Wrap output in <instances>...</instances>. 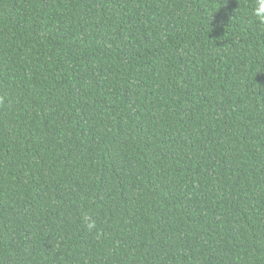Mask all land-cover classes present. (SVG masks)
<instances>
[{"label":"trees","instance_id":"16d2710c","mask_svg":"<svg viewBox=\"0 0 264 264\" xmlns=\"http://www.w3.org/2000/svg\"><path fill=\"white\" fill-rule=\"evenodd\" d=\"M258 3L0 0V264H264Z\"/></svg>","mask_w":264,"mask_h":264},{"label":"clouds","instance_id":"9594fccd","mask_svg":"<svg viewBox=\"0 0 264 264\" xmlns=\"http://www.w3.org/2000/svg\"><path fill=\"white\" fill-rule=\"evenodd\" d=\"M255 15L261 23H264V0H259L258 7L254 10ZM85 221L88 222L87 226L91 229L95 227V222L91 221L89 216L84 217ZM91 221V222H89Z\"/></svg>","mask_w":264,"mask_h":264}]
</instances>
